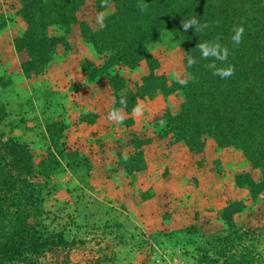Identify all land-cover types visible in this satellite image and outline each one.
I'll return each mask as SVG.
<instances>
[{
	"label": "rangeland",
	"instance_id": "1",
	"mask_svg": "<svg viewBox=\"0 0 264 264\" xmlns=\"http://www.w3.org/2000/svg\"><path fill=\"white\" fill-rule=\"evenodd\" d=\"M19 7V0H0V140L28 145L41 191L38 223L68 242L29 263L166 264L182 256L195 264H264V180L241 149L208 137L196 150L162 136V115L179 111V92L144 94L133 126L109 120V88L82 69L83 60L100 65L103 57L78 29L53 50L50 68L26 76L13 42L25 29ZM180 43L165 32L147 46L168 83L183 71ZM132 70L112 69L131 81L144 76ZM170 153L178 159L167 160ZM141 187L160 191L167 225L146 223L128 207L143 199ZM179 212L185 223L171 216Z\"/></svg>",
	"mask_w": 264,
	"mask_h": 264
},
{
	"label": "trees",
	"instance_id": "2",
	"mask_svg": "<svg viewBox=\"0 0 264 264\" xmlns=\"http://www.w3.org/2000/svg\"><path fill=\"white\" fill-rule=\"evenodd\" d=\"M19 1L18 15L25 29L13 42L26 76L50 68L53 50L78 29L103 57L100 65L83 60L82 69L90 81L109 88L108 108H120L125 125L132 123V108L144 94L179 92V111L162 115L166 122L162 136L196 150L202 149L208 137L219 145H233L241 149L251 167L260 169L264 180V0H147L149 7L143 13L138 0ZM99 11L109 13L103 29L95 22ZM192 15L210 21L212 27L201 36L191 28L182 33L181 20ZM235 24H243L246 31L243 42L231 49L229 62L235 73L229 79L212 75L203 66L206 61L189 70L192 76L187 86L178 85L174 78L168 83L165 74L156 71L158 62L147 46L163 33L180 39L184 57L199 40L219 37L231 48L229 37ZM50 27L61 32L50 35ZM142 59L148 62L149 73L137 80L112 71L115 66L134 68ZM121 96L126 97V106L119 105ZM35 178L28 145L0 140V264H17L18 260L30 264L50 247L68 243L62 231L40 227L41 191Z\"/></svg>",
	"mask_w": 264,
	"mask_h": 264
},
{
	"label": "clouds",
	"instance_id": "3",
	"mask_svg": "<svg viewBox=\"0 0 264 264\" xmlns=\"http://www.w3.org/2000/svg\"><path fill=\"white\" fill-rule=\"evenodd\" d=\"M137 6L142 13L149 7L147 0H138ZM108 15L109 13L107 11L97 12L95 22L101 29L106 27L105 20ZM181 25L183 28L182 33H186L191 28L194 33L199 36L206 33L212 27L210 21L203 20L197 15H192L181 20ZM245 31L246 29L243 24L233 25L229 37L231 48L228 44L222 43L219 37L212 40H199L192 52L185 51L183 57V71L173 73L175 83L180 86H187L192 76L189 70L200 61H206L203 66L210 70L212 75L219 77L221 80H227L232 77L235 73V66L229 62V56L231 49L239 46L243 42ZM119 105H127L126 97L121 96ZM132 112L136 116H141L144 112V106L136 104L133 106ZM107 118L112 121L122 122L126 117L124 113L121 112L120 108L114 106L107 113Z\"/></svg>",
	"mask_w": 264,
	"mask_h": 264
},
{
	"label": "crops",
	"instance_id": "4",
	"mask_svg": "<svg viewBox=\"0 0 264 264\" xmlns=\"http://www.w3.org/2000/svg\"><path fill=\"white\" fill-rule=\"evenodd\" d=\"M133 69H134V70H132L133 73L135 72V70H139L140 71V74H143V75H145V74L148 73V67H147V65H146L145 62L138 63V65L135 66ZM137 75L135 77H137ZM161 97H162V94L160 95V93H158V94H156V98L155 99L156 100L157 99H160L161 100ZM156 100H150V102H154ZM133 117L135 119V114H132V118ZM133 121L128 126H133ZM167 155H168V159L167 160H172V159L173 160H177L178 159V157H176V154L170 153V154H167ZM178 162L180 163L181 161H178ZM148 170H149V168H146V169H144L142 171H139L136 174V176H139V175L144 176L145 175L144 173H146ZM141 188L142 189H140V191L141 192L144 191V194H145L144 197H143V199H141V200L140 199L135 200L134 204H132V205H130L128 207H131L132 206L133 208L139 210V213L142 214L143 221L146 220V223L148 221L149 223L156 224L159 227L164 226V225H167L166 222H164L165 219L163 218V216H164V212H162L163 211V204H162L163 203V200L159 196L160 195V191L155 190L154 191L155 193L153 194L151 191H149L147 189V187H145V188L144 187H141ZM163 197H166V196H163ZM176 214L177 213H173V215H171V216H173L175 219H177V221L179 223H185L187 221L188 218H186V215H187L186 213L179 212V215L178 216H176ZM174 218H171L170 219L171 224L174 223L173 222L174 221L173 220ZM137 223H140V222L137 221ZM142 227H144V226L142 225Z\"/></svg>",
	"mask_w": 264,
	"mask_h": 264
},
{
	"label": "built area",
	"instance_id": "5",
	"mask_svg": "<svg viewBox=\"0 0 264 264\" xmlns=\"http://www.w3.org/2000/svg\"><path fill=\"white\" fill-rule=\"evenodd\" d=\"M163 257H165V256L163 255ZM155 260H156V262L161 263L160 262V261H162L161 256L155 258ZM166 264H195V263L193 262V260L181 256V257L172 258V261H168Z\"/></svg>",
	"mask_w": 264,
	"mask_h": 264
}]
</instances>
